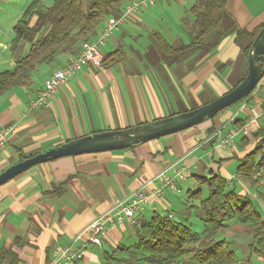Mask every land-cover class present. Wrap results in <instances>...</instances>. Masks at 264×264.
I'll list each match as a JSON object with an SVG mask.
<instances>
[{"label":"crops","instance_id":"crops-1","mask_svg":"<svg viewBox=\"0 0 264 264\" xmlns=\"http://www.w3.org/2000/svg\"><path fill=\"white\" fill-rule=\"evenodd\" d=\"M174 1L159 0L128 15L102 46L104 55L122 49L120 60L99 68L84 65L61 85L47 105L29 110L44 81L73 56L70 52L60 53L53 63L39 66L30 86L1 95L0 129L15 124L16 130L0 152V172L19 161L21 153L31 155L93 132L124 129L167 117L183 107L191 109L194 104L211 101L235 87L247 74L249 65L248 56L234 35L204 57L203 63L204 58L198 60L193 55L192 62L180 63L182 59L172 64L153 58L151 33L159 30L152 21L159 10H167ZM262 5L263 0H229L227 11L241 28L253 30L264 23ZM179 33L173 38L175 45L170 42L175 47L184 44L179 45ZM3 40L0 69H11L15 65L12 42ZM22 43L16 53L28 51L29 44ZM8 49L10 54H4ZM189 63L193 67L188 68ZM262 126L264 82L244 101L192 128L132 148L65 156L32 166L0 186V252L10 253L0 264H47L56 248L71 244L93 219L141 187L150 195L149 203L138 215L141 222L154 212H163V208L167 209L163 213L177 217L181 211L182 218H188V201L181 194L187 195L190 189L199 187L197 176L218 173L232 187L241 189H237L241 194H248L253 188L257 192L252 179L237 175V166L254 148L255 139L251 140L250 135ZM217 131L219 135L215 134ZM234 131V143L222 146L221 139ZM178 160L192 170L180 183L181 194L162 188L157 195L156 189L162 184L152 179ZM258 175L264 184V172ZM253 192V198L259 199L264 208L262 199ZM177 197L184 201L185 210L175 208ZM135 241V226L129 221L112 223L100 244L89 243L78 264H108L106 253H117L120 247ZM121 253L118 260L123 261ZM259 258L264 262V258Z\"/></svg>","mask_w":264,"mask_h":264},{"label":"trees","instance_id":"trees-1","mask_svg":"<svg viewBox=\"0 0 264 264\" xmlns=\"http://www.w3.org/2000/svg\"><path fill=\"white\" fill-rule=\"evenodd\" d=\"M129 1L131 0H54L52 5L43 10L42 1L33 0L13 27L15 37L11 47L15 53V65L11 69L0 71V96L14 88L30 86L36 69L53 63L60 53L77 55L82 44L94 39L98 35V29L110 17L122 15L124 6ZM228 1L194 0L189 9L194 17L188 30L190 41L179 47L173 46L159 31H153V46L150 48V52L155 54L153 58L169 64L179 62L195 52H198L199 58H204L216 51L230 35L235 36V41L248 56L251 44L264 23L253 30L241 28L227 11ZM21 42L29 44V49L24 54L16 53ZM122 54V49L105 54L103 64L119 61ZM197 106L199 105L194 104L192 108ZM186 110L187 107H183L179 112ZM253 136L255 146L239 160L237 175L253 180V184L257 186V194L264 203V184L256 177L259 172H264V126ZM31 155L21 153L19 160ZM197 180L199 187L187 192V201L192 199L193 202H199V205L192 203L188 208L193 210L200 206L204 215L202 232H197L177 217L170 216L171 213L154 212L148 220L135 226L136 241L129 246L120 247L119 252H140L141 256L136 258L140 264H239L240 257L233 249L232 241L217 238L220 232L230 229L234 222L242 232L251 236L250 255L246 264H253V255L264 258V216L254 200L232 187L229 180L221 174L197 176ZM0 254L1 263L10 253L2 250ZM106 254L108 264H114L118 260L116 251Z\"/></svg>","mask_w":264,"mask_h":264},{"label":"built area","instance_id":"built-area-1","mask_svg":"<svg viewBox=\"0 0 264 264\" xmlns=\"http://www.w3.org/2000/svg\"><path fill=\"white\" fill-rule=\"evenodd\" d=\"M159 0H131L125 6L120 17H110L101 32L91 40L85 41L79 53L72 56L66 64L55 70L44 81L43 88L38 95L31 100L29 110L47 105L50 99L56 94L61 85L86 64H92L95 67L103 66L102 46L105 44L113 30L126 19V17L140 9L155 5ZM264 82V77L259 85ZM258 85V86H259ZM16 125L11 124L0 129V152L7 145L10 136L15 132ZM219 135V131L215 133ZM237 132L234 131L221 139L220 144L228 147L235 141ZM192 174V170L182 164L180 160L171 163L168 167L160 171L152 182L159 181L162 185L156 189L157 195L161 194L162 188L170 189L174 192H180V183L185 181ZM150 195L144 187H141L128 199L117 201L109 210L97 216L88 225H86L73 239L72 243L56 248L52 253V258L47 264H78L84 258L85 249L89 243L100 244L108 232L109 225L115 222L129 221L132 225H140L139 213L149 203ZM171 216V214H170Z\"/></svg>","mask_w":264,"mask_h":264},{"label":"water","instance_id":"water-1","mask_svg":"<svg viewBox=\"0 0 264 264\" xmlns=\"http://www.w3.org/2000/svg\"><path fill=\"white\" fill-rule=\"evenodd\" d=\"M264 25L248 52V72L242 81L221 96L195 108L132 127L93 132L25 157L0 172V186L34 165L65 156L121 150L192 128L245 99L264 77Z\"/></svg>","mask_w":264,"mask_h":264},{"label":"rangeland","instance_id":"rangeland-1","mask_svg":"<svg viewBox=\"0 0 264 264\" xmlns=\"http://www.w3.org/2000/svg\"><path fill=\"white\" fill-rule=\"evenodd\" d=\"M32 1L33 0H3V1H0V30H3L2 32L0 31V40L4 39L3 41H5V42H8V43L12 42V40L14 38V29H13L14 24L16 23L18 18L22 15V13L26 9V7ZM41 1H42V9L43 10L46 9L47 7H49L50 5H52L54 2V0H41ZM193 2H194V0H175L174 2L171 3L172 6L167 7V10H164V11L159 10V13H158L159 15L157 14V17L153 19V21H152L153 26L156 29H158L160 32H162L166 36V38L169 40V42H171L172 44H174V42H175V39H173L175 36V33H179V32H180L179 37H181V39H179V40H181V41H179V45L182 44L183 42L188 43L190 41V38L188 35V30L190 29L192 23L194 22V17L190 13L189 9H190ZM246 5L250 7V5L248 3H246ZM262 6L264 7V0H263ZM180 17H182L181 21H180ZM22 44L24 45V44H28V43L23 42ZM10 51L11 50L8 49V50H6V52H4V54L5 53L10 54ZM143 53H145V52H143ZM148 55L149 54H147V57H148ZM192 55L197 57V59H198V52H195V53H191V54L187 55L186 57H184V59L180 63L187 62V61L192 62L193 61ZM199 59L202 60L203 58H199ZM205 60H206V58L203 59L202 63ZM216 65L221 66L222 64L217 63ZM50 66H52V65H50ZM187 66H188V68L193 67V65L191 63L187 64ZM202 66H203V64H201L200 67H202ZM182 68H183V66H181V69ZM6 69H8V67H4V68L0 69V71L6 70ZM165 72H166V70H165ZM235 105H233L231 107H234ZM253 138H254V136L250 135V139L252 140ZM256 177L259 181L261 180V176L258 175ZM237 189L241 190L238 187H237ZM253 191H255V194H257L255 188L251 189L248 194L254 200L255 205L258 207L259 211H261V213L264 216V208H263L262 204L260 203L259 199L256 201L253 198V194H254ZM183 192L185 193L186 190H184ZM204 192H205V194H207V190H205ZM179 194H181V192ZM181 195H184V197L187 198L186 194H181ZM184 197H183V199H184ZM180 200H181V198L177 197L175 208L178 209L180 207L181 210H185V207L182 205V202H184V201H180ZM192 203L199 205V202H196V201L193 202L192 199H189V201L187 202V207H186L187 211L185 210L186 215H187V213H189L188 218H186V219L182 218L183 214L181 211L178 212L179 216H177V218L182 220L184 223L190 225L195 231L202 232V230L204 228V225L202 222V217L204 215L202 213L200 206H199V209H193V210L189 211L188 206H190ZM163 210L165 212L167 211L166 208L165 209L163 208ZM160 212L163 213L162 211H160ZM227 233H228V236H230V237L227 236ZM217 238L218 239H221V238L230 239L233 243L232 244L233 249L236 251L237 255L240 257V263L239 264H246V261L248 259V255L250 253V249L248 248L247 244L249 243L251 236L249 234H245L244 232H242L241 228H240V226H238V224H236V223L234 224V222H233V226H231V228L226 230V231L220 232L217 235ZM116 255H117V257H119V252H117ZM121 255L123 256L124 260L123 261L118 260L116 262V264H140L139 261L136 259V258H139L141 256L140 252L133 251V250L132 251H125V252H122ZM132 258H134V259H132ZM253 264H264V262L261 261L258 256L253 255Z\"/></svg>","mask_w":264,"mask_h":264}]
</instances>
